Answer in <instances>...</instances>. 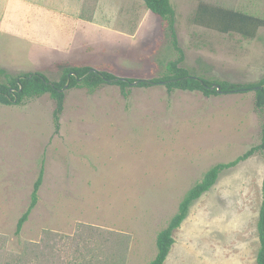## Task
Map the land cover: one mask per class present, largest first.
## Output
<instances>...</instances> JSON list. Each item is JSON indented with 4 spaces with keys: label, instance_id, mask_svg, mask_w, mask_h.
Segmentation results:
<instances>
[{
    "label": "rangeland",
    "instance_id": "rangeland-1",
    "mask_svg": "<svg viewBox=\"0 0 264 264\" xmlns=\"http://www.w3.org/2000/svg\"><path fill=\"white\" fill-rule=\"evenodd\" d=\"M170 1L173 16L160 18L143 0H0V80L42 73L60 82L65 69L89 67L151 81L171 75L181 56L193 77L264 80V27L246 39L200 22L204 5L264 20V0ZM63 92L58 122L51 94L0 103V264H150L189 191L262 143L254 91ZM263 181L262 151L222 172L173 233L164 264H257Z\"/></svg>",
    "mask_w": 264,
    "mask_h": 264
},
{
    "label": "trees",
    "instance_id": "trees-1",
    "mask_svg": "<svg viewBox=\"0 0 264 264\" xmlns=\"http://www.w3.org/2000/svg\"><path fill=\"white\" fill-rule=\"evenodd\" d=\"M143 1L155 16L167 18L174 14V9L170 0ZM200 16V22L207 27L225 34L236 33L246 39H254L259 29L264 27L263 19L241 10L225 7L204 5L201 7ZM179 51L181 52L180 49ZM182 59L183 56H181L179 61L169 66L172 72L171 75L151 81H140L138 85L141 87H150L155 84H165L169 90L182 89L191 92L202 91L206 96L219 94L215 89L211 88L214 85L220 86L221 94H244L254 91L256 94V106L263 113L262 143L234 162L216 165L205 175L200 183L189 191L181 203L178 213L172 218L168 227L162 230L157 236L158 252L155 259L150 264L165 263L175 242L173 233L184 223L194 202L211 190L222 172L235 167L241 161L247 160L255 152H264V80L252 84H235L193 77L185 69L179 68V63L182 62ZM91 70L92 69L89 67L67 68L64 70L60 82H52L42 73H26L18 76L5 75L4 81L0 80V103L5 105H11L13 103L21 104L26 99L51 94L57 103L55 120L58 122V117L64 109L65 94L62 91L65 89L69 77L71 78L70 89L86 87L91 91L96 90L104 84H113L122 87V89H127L135 82V80L130 79L126 82L104 72L99 73L94 71L90 73ZM79 79H81V82H79ZM43 178L44 169L41 170L34 186L31 206L18 222L17 233L19 234L39 202V191L43 183ZM258 236L261 247L257 256V264H264V181L263 203L258 221Z\"/></svg>",
    "mask_w": 264,
    "mask_h": 264
},
{
    "label": "water",
    "instance_id": "water-1",
    "mask_svg": "<svg viewBox=\"0 0 264 264\" xmlns=\"http://www.w3.org/2000/svg\"><path fill=\"white\" fill-rule=\"evenodd\" d=\"M95 70H91L90 71V73L91 72H94ZM70 80H71V78L69 77V80H68V83H67V85H66V87H65V89L63 90V91H65L66 89H68L69 88V86H70ZM80 81H81V79H79ZM123 81H126V82H128V80H126V79H122ZM139 84V81H136V82H134L132 85L133 86H136V85H138ZM264 87V86H263ZM212 89H215L219 94H221L222 92H221V88H220V86H218V85H214L213 87H211ZM62 91V92H63Z\"/></svg>",
    "mask_w": 264,
    "mask_h": 264
}]
</instances>
